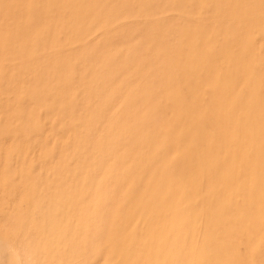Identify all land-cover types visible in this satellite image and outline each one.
Listing matches in <instances>:
<instances>
[{
	"label": "rangeland",
	"instance_id": "rangeland-1",
	"mask_svg": "<svg viewBox=\"0 0 264 264\" xmlns=\"http://www.w3.org/2000/svg\"><path fill=\"white\" fill-rule=\"evenodd\" d=\"M0 264H264V0H0Z\"/></svg>",
	"mask_w": 264,
	"mask_h": 264
}]
</instances>
